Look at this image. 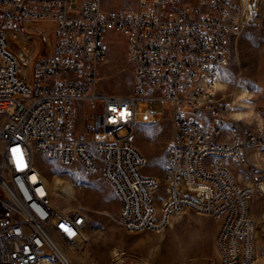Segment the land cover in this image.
I'll return each mask as SVG.
<instances>
[{
	"label": "built area",
	"instance_id": "1",
	"mask_svg": "<svg viewBox=\"0 0 264 264\" xmlns=\"http://www.w3.org/2000/svg\"><path fill=\"white\" fill-rule=\"evenodd\" d=\"M253 4L139 0L129 12L104 9L102 0H0V264H47L48 251L82 239L85 213L52 205L35 152L98 171L119 200L118 222L130 233L163 229L198 200L188 187L206 185V214L218 224L217 255L198 264L254 263V186L241 178L264 174V116L255 125L236 118L230 93L215 85ZM26 21L51 22L54 39L49 51L20 64L7 34ZM109 32L125 40L133 72L128 94L97 85ZM139 101L147 102L141 113ZM154 101L169 104L171 117L161 202V181L144 173L147 158L132 141L138 114L149 123L159 117ZM96 133L110 138L98 140ZM231 164L242 167L239 175Z\"/></svg>",
	"mask_w": 264,
	"mask_h": 264
},
{
	"label": "rangeland",
	"instance_id": "2",
	"mask_svg": "<svg viewBox=\"0 0 264 264\" xmlns=\"http://www.w3.org/2000/svg\"><path fill=\"white\" fill-rule=\"evenodd\" d=\"M138 1L102 0V6L104 9H122L130 12L136 10ZM253 6L250 23L233 40L227 63L220 67L218 75L226 84L220 90L230 93V97L235 99V110L242 108L239 106L240 102H236L237 89H244L251 94L255 111L252 116L244 119L255 125L259 118L264 116V0H254ZM26 22L25 26L20 25L10 31L18 30L22 33L19 43L30 54L31 62L38 58L42 51L51 49L54 39L53 26L51 22L46 21L48 27L39 29ZM34 43L35 50L31 48ZM97 85L100 90L109 93L128 94L133 91L132 67L127 60L125 40L120 34L109 32L107 35V54L99 65ZM146 106L147 102L139 101L138 112L141 113ZM151 106L159 113V117L155 123L143 125L147 120L144 115L138 114L132 141L147 158L144 173L154 175L161 181L156 192L157 201L161 202L166 185L163 180V162L165 147L171 137V117L167 104L154 101ZM95 138L103 140L110 137L96 133ZM34 163L43 179L47 180L52 205L63 210L80 208L86 215L83 227V234L88 237L86 244L80 241L69 250L68 247H63L74 264H113L117 259L142 261L147 264H198L216 257L215 239L218 224L209 213L197 214L195 210L187 208L188 210L184 209L187 217L182 221L185 223L182 226L178 225L174 229L165 226L161 230L130 233L118 222L119 200L98 171H87L79 162L65 166L48 159L40 152L34 153ZM261 165L264 169V162ZM231 167L236 175L243 170L237 164H231ZM57 179L58 186L66 190L54 191V181ZM241 182L254 186V194L249 204L250 213L257 222L256 258L253 264H264V174L243 172ZM91 194L95 198H91ZM96 198L103 204L100 205ZM179 226L186 236L195 235L199 243L191 252L176 256L174 260L167 259V240L180 234ZM79 246L81 247L76 249ZM115 249L119 258L113 253ZM50 262L58 264L53 256Z\"/></svg>",
	"mask_w": 264,
	"mask_h": 264
},
{
	"label": "bare ground",
	"instance_id": "3",
	"mask_svg": "<svg viewBox=\"0 0 264 264\" xmlns=\"http://www.w3.org/2000/svg\"><path fill=\"white\" fill-rule=\"evenodd\" d=\"M28 24L34 25L35 27H37L39 29H45L46 27H48V22H46V21H38V22L28 21ZM51 25H52V23H51ZM20 35H22V33L18 30H13V31L8 32V34H7V39H8V43H9L8 49L12 53V55L15 56V58L18 60V62L20 64H22V62H26L28 64L29 60H30V54L27 53L25 51V47L21 43H19V40L21 39ZM31 46H32L31 48L33 50H35L36 44L34 43ZM25 59H26V61H25ZM215 85L220 89H223L226 85L223 81L220 80L218 74L216 77ZM235 98H236V102L237 101L240 102L239 106L242 108L234 110L233 115L239 119L247 118L250 115L252 116L255 109H254V103L251 100V94L248 91L239 88L236 91ZM57 181H58V179L56 181H54V191L61 190V192H62L64 190H66V188H60V186H58ZM44 182L45 183L47 182V180L45 178H44ZM58 188H60V189H58ZM188 190L190 192H193V193L198 195V200L193 201L190 205V208L195 210L197 212V214H205L207 212V207H208L207 201H208V196H209V188L203 184H193V185L188 187ZM67 191H68V193H71L70 190H67ZM90 196H91V198H95L93 194H91ZM96 200L98 201L97 198H96ZM98 202L100 204L102 201L99 200ZM101 204H103V203H101ZM186 210H188V209L186 208ZM185 214H186L185 210H181V211L177 212L171 219H169L168 224H167L168 228L173 227L172 229H174L178 225L182 226V224H185L184 222L182 223V221H184L185 217H187ZM193 214H196V213H193ZM190 218H192V217H190ZM180 226H179L180 234H177L171 240L166 239L167 241H169V243L165 247V251L168 252V254H166L167 259L174 260V259H176V256L180 257L182 255H185V254L191 252L192 250H194V247H197V245L199 243L197 241V237L195 235L187 234V236H186V234L181 231ZM183 235H185V236H183ZM80 241H82L83 244H86V242L88 241V237L85 234H83L82 239ZM81 246L77 247L76 249L80 248ZM67 249L69 250V249H71V247H68ZM59 251L60 252L52 251V250L48 251V255L53 256L55 261L58 264H74L72 259L68 256V254L66 253V251L64 250L63 247L59 246ZM113 253L117 256V258H119L118 257L119 253L116 249L113 250ZM183 257H185V256H183ZM47 264H51L50 260H48Z\"/></svg>",
	"mask_w": 264,
	"mask_h": 264
},
{
	"label": "crops",
	"instance_id": "4",
	"mask_svg": "<svg viewBox=\"0 0 264 264\" xmlns=\"http://www.w3.org/2000/svg\"><path fill=\"white\" fill-rule=\"evenodd\" d=\"M168 106H169V104H167ZM169 109H170V106H169ZM143 125H149V122L147 121V122H144V123H142ZM215 257L213 256L212 258H210V259H208V260H211V259H214Z\"/></svg>",
	"mask_w": 264,
	"mask_h": 264
}]
</instances>
